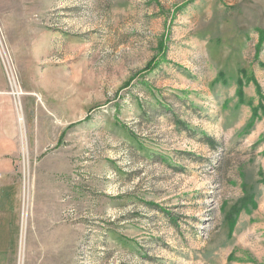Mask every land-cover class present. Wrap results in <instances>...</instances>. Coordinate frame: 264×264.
I'll list each match as a JSON object with an SVG mask.
<instances>
[{
	"label": "rangeland",
	"instance_id": "obj_1",
	"mask_svg": "<svg viewBox=\"0 0 264 264\" xmlns=\"http://www.w3.org/2000/svg\"><path fill=\"white\" fill-rule=\"evenodd\" d=\"M0 64L45 137L6 264H264V0H0Z\"/></svg>",
	"mask_w": 264,
	"mask_h": 264
},
{
	"label": "crops",
	"instance_id": "obj_2",
	"mask_svg": "<svg viewBox=\"0 0 264 264\" xmlns=\"http://www.w3.org/2000/svg\"><path fill=\"white\" fill-rule=\"evenodd\" d=\"M9 81L0 64V222L8 221L7 214L16 209L19 164L36 162L41 156L45 159L44 129L36 123L33 94ZM37 138L43 141L36 143ZM7 227L12 231L9 223ZM9 241L0 230V264L8 260L5 247Z\"/></svg>",
	"mask_w": 264,
	"mask_h": 264
}]
</instances>
